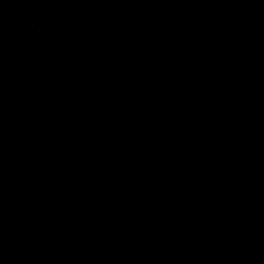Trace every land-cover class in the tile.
Wrapping results in <instances>:
<instances>
[{"label": "water", "instance_id": "95a60500", "mask_svg": "<svg viewBox=\"0 0 264 264\" xmlns=\"http://www.w3.org/2000/svg\"><path fill=\"white\" fill-rule=\"evenodd\" d=\"M0 264H264V0H0Z\"/></svg>", "mask_w": 264, "mask_h": 264}]
</instances>
